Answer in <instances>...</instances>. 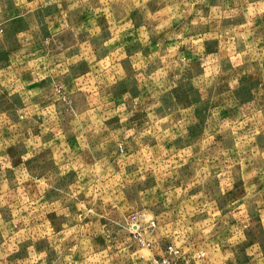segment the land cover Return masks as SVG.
<instances>
[{"label":"rangeland","instance_id":"obj_1","mask_svg":"<svg viewBox=\"0 0 264 264\" xmlns=\"http://www.w3.org/2000/svg\"><path fill=\"white\" fill-rule=\"evenodd\" d=\"M169 246L264 264V0H0V264Z\"/></svg>","mask_w":264,"mask_h":264},{"label":"built area","instance_id":"obj_2","mask_svg":"<svg viewBox=\"0 0 264 264\" xmlns=\"http://www.w3.org/2000/svg\"><path fill=\"white\" fill-rule=\"evenodd\" d=\"M152 224H154L152 222ZM169 250V254L170 255H174L173 257L170 256H163V257H159L156 259H151L148 260L146 262H144L143 264H190L189 260L187 259H182L180 257V252L178 249L176 248H172L171 246L168 247Z\"/></svg>","mask_w":264,"mask_h":264}]
</instances>
